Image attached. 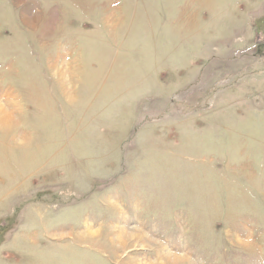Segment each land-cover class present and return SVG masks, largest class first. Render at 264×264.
Masks as SVG:
<instances>
[{
    "label": "rangeland",
    "instance_id": "rangeland-1",
    "mask_svg": "<svg viewBox=\"0 0 264 264\" xmlns=\"http://www.w3.org/2000/svg\"><path fill=\"white\" fill-rule=\"evenodd\" d=\"M0 264H264V0H0Z\"/></svg>",
    "mask_w": 264,
    "mask_h": 264
},
{
    "label": "bare ground",
    "instance_id": "bare-ground-1",
    "mask_svg": "<svg viewBox=\"0 0 264 264\" xmlns=\"http://www.w3.org/2000/svg\"><path fill=\"white\" fill-rule=\"evenodd\" d=\"M20 3V2H19Z\"/></svg>",
    "mask_w": 264,
    "mask_h": 264
}]
</instances>
